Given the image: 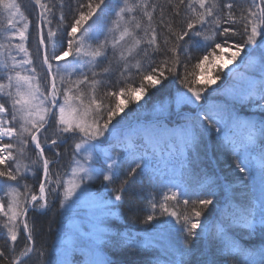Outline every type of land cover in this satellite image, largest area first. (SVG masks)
Listing matches in <instances>:
<instances>
[{"label": "snow or ice", "instance_id": "obj_1", "mask_svg": "<svg viewBox=\"0 0 264 264\" xmlns=\"http://www.w3.org/2000/svg\"><path fill=\"white\" fill-rule=\"evenodd\" d=\"M33 3L34 25L0 0V232L12 245L0 264L34 252L42 264H119L104 246L126 264H264V0H165L167 15L158 0ZM169 84L175 112L161 101L151 119H128ZM208 138L234 157L231 180L201 156ZM146 183L158 192L139 209L146 227L134 212L109 233ZM54 209L67 223L37 250L35 217Z\"/></svg>", "mask_w": 264, "mask_h": 264}, {"label": "trees", "instance_id": "obj_2", "mask_svg": "<svg viewBox=\"0 0 264 264\" xmlns=\"http://www.w3.org/2000/svg\"><path fill=\"white\" fill-rule=\"evenodd\" d=\"M27 2L26 5L23 4V2ZM70 2V0H65V3L68 4ZM159 3L161 4H165V14L167 15V6L165 3V0H158ZM19 3L22 7V10L25 12V14L29 17V20L32 22V24L34 25L36 20L38 19V8H36L34 6L33 0H19ZM107 12V10H106ZM64 13L66 16H69V9L66 7L64 9ZM70 18V17H69ZM103 19V18H102ZM182 71V69H181ZM182 89V86H181ZM184 90V89H182ZM174 94H176V90L175 87L171 84L167 85V87H165L162 92L159 93H155L152 97H159L161 95H165L167 97H171ZM213 95L217 96L216 93H214ZM245 109H243V111L241 112L242 116H246L245 113ZM244 114V115H243ZM258 118H259V114H258ZM213 139L214 138H208L207 142L204 145L201 146L200 149V153L202 155V157H205V154H207L208 157H211V160H208L207 163H209V165L211 166V168H213L221 177H225L226 174L228 173V171L225 168V164L224 161H229L228 165H233L234 164V158L231 156V154L227 155L226 153H223V156H220L221 154L219 153V151L216 152V145L213 143ZM66 149V150H65ZM62 149V155H65V157H69L68 160L70 161L71 159V154H72V144H71V140L68 143V147ZM69 150V152H68ZM231 156L232 161H230L229 157ZM222 158V161L219 162V160ZM65 161H62V164ZM68 165H64L65 168H67ZM29 183H34L33 181L29 180ZM36 190L38 191V186L36 187ZM150 194L152 195H157L158 196V192L157 193H153L151 188L147 185V183L145 184V187L143 188V190H141L139 187L136 190V196L130 200L129 203L125 204L122 208V210H120V219L116 220V223H114V226H112V228L114 229L112 234L115 233H120V232H124L128 227H130L131 225L126 223V220L131 217L133 215V213L135 212L136 218H137V223L135 225V228L137 231L143 229L144 227H146L143 223V216L144 213L142 211H139V209L143 208L146 205V201H145V197L149 196ZM57 208V207H56ZM2 219V218H0ZM61 217L56 213V209L53 210L52 213H49L47 216H41V215H37L35 217V227H36V231L33 233L34 235V240H35V247L37 250H39L41 247L46 248L47 250H51L53 243L56 239V234H57V229L60 227L61 224ZM33 222V218L30 217L29 218V223L31 224ZM51 229V230H50ZM27 243V241L23 238H18V242L15 245L16 248V252L14 255H18L19 252L24 248L25 244ZM202 242H199L197 244L193 245V248H197V247H202ZM12 247L11 242L9 241L7 245H5L4 243V233L0 232V250H9ZM103 252H105L107 255L108 251L103 248ZM114 254L116 256V258L118 259L119 264H126V260L122 259L124 254L122 251L118 250V249H114ZM150 255H155V253H151ZM126 257V256H124ZM150 258V257H145ZM195 259V258H193ZM75 261L76 264H82V262L84 261V257L77 255L75 257ZM4 264H7V262L5 261ZM26 264H42V260L41 258H39L37 256V254L34 252L30 255V258L26 260ZM136 264H140L139 259H137Z\"/></svg>", "mask_w": 264, "mask_h": 264}, {"label": "rangeland", "instance_id": "obj_3", "mask_svg": "<svg viewBox=\"0 0 264 264\" xmlns=\"http://www.w3.org/2000/svg\"><path fill=\"white\" fill-rule=\"evenodd\" d=\"M18 3H19V0H18ZM20 4V3H19ZM24 5L27 4V2H23ZM29 18V17H28ZM3 20V17H0V21ZM33 47H34V43H33ZM243 55V54H242ZM68 59H71V58H68ZM230 67H235V65H230ZM244 69L241 68L240 69V72H243ZM214 75V73H212ZM218 84L220 83L219 81L217 82ZM239 83H240V80H239V72L234 74V78L232 81L229 82V86L230 87H239ZM213 87H215V85H213ZM176 94H174L173 96L171 97H167L165 95H161V96H157V97H152V100L151 102L149 103V105L141 110L139 113L136 112L135 108L136 106L134 104H129L128 108L125 109V111L128 113V119L129 120H132L134 118H136L137 116H139L140 119H151L154 115V113L152 112V108H153V105H159V102L163 101L165 104H168L169 101H171V110L173 112H175L177 110V105L175 103V98H176ZM215 97V95H213ZM147 96H145L144 98H142L141 100V103H143V99H146ZM121 99H123V97H121ZM224 98H221L220 100H215V101H212L214 103H220L222 102ZM129 109H131V111H129ZM181 112H190V113H194L195 109L192 107V106H189V105H182L180 106V109H179ZM245 113H246V116L250 114V109L248 108H245ZM123 115V114H122ZM244 115V114H243ZM177 121L175 120V118H173V123H176ZM208 139L205 140V144L208 143L207 142ZM70 142V140L68 141V143ZM68 143L66 145L63 146L62 149H65L68 147ZM213 143L215 144L214 142V139H213ZM71 144H72V141H71ZM62 149H61V152H62ZM66 150V149H65ZM218 150L216 149V152ZM69 152V150H68ZM221 155L220 156H223V154L221 152H219ZM201 154V153H200ZM227 155H229L228 153H226ZM202 156V155H201ZM34 158V157H33ZM69 158V157H68ZM67 157H65V155H63V159L62 161L64 160L65 162L63 163V165H69V163L71 162V159L70 161L68 160ZM234 158V157H233ZM230 161H232L231 159V156L229 157ZM222 161V158L219 160V162ZM229 161H224V164H225V168L226 170L228 171V173L226 174V178H228L229 180H231L232 178V174H233V168H234V164L233 165H228ZM99 184L96 185V188H99ZM95 190V189H94ZM56 207L58 208V204L56 205ZM62 219V218H61ZM117 219H120V211L116 212L114 215L108 217L106 223L104 224V228L109 232V233H112L113 232V228L112 226H114V223H116V220ZM73 222L75 223H78L79 220L78 219H75L73 218ZM67 223L66 221H61V224H60V227H63V225ZM58 239V233L56 234V239L55 241ZM199 243V242H198ZM103 248H105L108 252V254L106 255L109 259L113 260L114 262H118V259L116 258L115 254H114V247L112 246H104ZM104 254H106L104 252ZM125 256V255H124ZM122 259H125L127 260L126 257H124ZM30 257H28L29 259ZM75 259V258H74Z\"/></svg>", "mask_w": 264, "mask_h": 264}, {"label": "water", "instance_id": "obj_4", "mask_svg": "<svg viewBox=\"0 0 264 264\" xmlns=\"http://www.w3.org/2000/svg\"><path fill=\"white\" fill-rule=\"evenodd\" d=\"M22 259H24V260H27V259H28V257H25V258H22Z\"/></svg>", "mask_w": 264, "mask_h": 264}]
</instances>
